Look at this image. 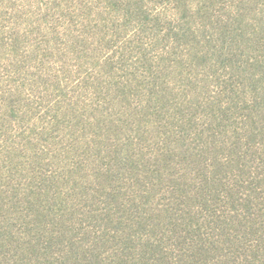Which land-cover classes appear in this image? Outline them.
<instances>
[{
  "label": "rangeland",
  "instance_id": "1",
  "mask_svg": "<svg viewBox=\"0 0 264 264\" xmlns=\"http://www.w3.org/2000/svg\"><path fill=\"white\" fill-rule=\"evenodd\" d=\"M207 5L0 0V264H169L219 234Z\"/></svg>",
  "mask_w": 264,
  "mask_h": 264
},
{
  "label": "trees",
  "instance_id": "2",
  "mask_svg": "<svg viewBox=\"0 0 264 264\" xmlns=\"http://www.w3.org/2000/svg\"><path fill=\"white\" fill-rule=\"evenodd\" d=\"M199 11L205 18L209 98L217 129L211 137L223 145L221 168L229 179L222 215L216 217L219 234L201 244L183 238L169 264H264V0H208ZM45 243H36L37 251H47ZM145 248L153 258L151 248ZM70 250L64 257L73 258Z\"/></svg>",
  "mask_w": 264,
  "mask_h": 264
}]
</instances>
